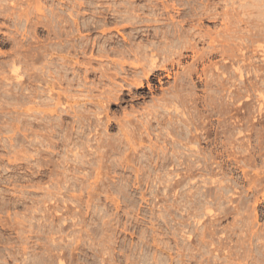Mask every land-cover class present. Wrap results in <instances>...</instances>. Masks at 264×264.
<instances>
[{
  "label": "rangeland",
  "instance_id": "374dc122",
  "mask_svg": "<svg viewBox=\"0 0 264 264\" xmlns=\"http://www.w3.org/2000/svg\"><path fill=\"white\" fill-rule=\"evenodd\" d=\"M0 264H264V0H0Z\"/></svg>",
  "mask_w": 264,
  "mask_h": 264
}]
</instances>
